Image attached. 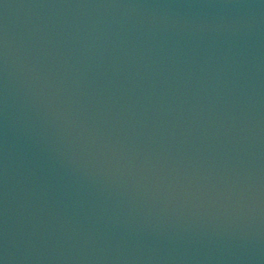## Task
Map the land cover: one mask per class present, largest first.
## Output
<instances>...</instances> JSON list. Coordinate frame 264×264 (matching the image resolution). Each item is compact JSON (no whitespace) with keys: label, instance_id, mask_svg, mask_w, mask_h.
<instances>
[{"label":"water","instance_id":"1","mask_svg":"<svg viewBox=\"0 0 264 264\" xmlns=\"http://www.w3.org/2000/svg\"><path fill=\"white\" fill-rule=\"evenodd\" d=\"M0 264H264V0H0Z\"/></svg>","mask_w":264,"mask_h":264}]
</instances>
